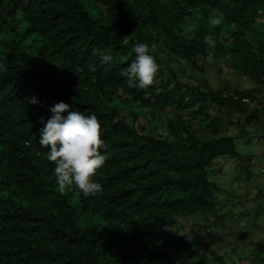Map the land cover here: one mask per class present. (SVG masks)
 Masks as SVG:
<instances>
[{
    "label": "trees",
    "instance_id": "obj_1",
    "mask_svg": "<svg viewBox=\"0 0 264 264\" xmlns=\"http://www.w3.org/2000/svg\"><path fill=\"white\" fill-rule=\"evenodd\" d=\"M96 1L0 0V65L5 66L0 70V264H54L69 257L63 233L82 258L70 257L69 264H229L212 253L198 256L194 240H186L176 226L182 214L217 209L209 168L212 159L230 151L229 140L198 139L188 126H177L175 140L167 142L144 123L146 135L139 136L122 117L119 103L155 105L166 123L169 113L205 108L213 101L245 106L234 97L241 92L204 91L185 82L187 74L178 67L201 68V57L230 52L237 64L264 80V42L258 54L259 43L254 50L234 38L241 15L225 0H210L224 19L215 14L221 23L208 22L206 28L204 21L189 25L187 0H173L167 21L159 20L161 0L98 1L107 14ZM102 20L136 25L141 36L136 43H147L160 65L152 86H127L120 73L135 58L133 46L98 27ZM224 28L232 34L222 41ZM207 35L215 40L214 48L204 43ZM101 52L113 59L101 63ZM177 56L186 64H178ZM143 92L149 93L144 101ZM33 96L38 103H28ZM61 101L72 110L95 113L100 121L106 162L94 177L102 185L94 196L84 197L74 188L60 193L55 165L46 158L49 149L39 143L52 116L49 108ZM146 115L156 117L153 111ZM180 167L204 170L186 179ZM162 234H167L165 244Z\"/></svg>",
    "mask_w": 264,
    "mask_h": 264
},
{
    "label": "crops",
    "instance_id": "obj_2",
    "mask_svg": "<svg viewBox=\"0 0 264 264\" xmlns=\"http://www.w3.org/2000/svg\"><path fill=\"white\" fill-rule=\"evenodd\" d=\"M261 12L264 16V8ZM261 24L264 28V17ZM237 59L230 52L207 55L199 59L201 68L178 71L186 72L185 82L204 91L227 89L264 97V80ZM205 104L199 112L188 111L189 133L205 140L226 138L232 148L212 159L209 168L217 209L193 217L197 228L190 234L181 229L180 235L194 240L198 256L212 253L229 264H264V110Z\"/></svg>",
    "mask_w": 264,
    "mask_h": 264
},
{
    "label": "clouds",
    "instance_id": "obj_3",
    "mask_svg": "<svg viewBox=\"0 0 264 264\" xmlns=\"http://www.w3.org/2000/svg\"><path fill=\"white\" fill-rule=\"evenodd\" d=\"M98 1L100 0L95 3ZM209 22L218 26L221 19L219 16H211ZM204 43L211 48L215 47V40L211 35L204 37ZM131 52L135 54V58L120 75L126 78L129 88L147 89L156 82L160 65L150 54L147 43H136ZM96 54L97 50L94 49L93 55ZM112 59L111 55L100 53L101 63L110 62ZM4 68V65H0V70ZM28 103L36 104L38 100L33 96ZM49 110L52 116L41 129L39 143L49 149L46 158L55 165L54 175L59 192L74 188L84 197L100 193L102 185L96 182L94 177L106 162V156L101 150L106 149L107 145L97 115L72 110L71 106L63 101L51 106Z\"/></svg>",
    "mask_w": 264,
    "mask_h": 264
},
{
    "label": "rangeland",
    "instance_id": "obj_4",
    "mask_svg": "<svg viewBox=\"0 0 264 264\" xmlns=\"http://www.w3.org/2000/svg\"><path fill=\"white\" fill-rule=\"evenodd\" d=\"M227 2V6H237L236 10H239V14L241 15V19L237 21L235 24V29H234V35L237 34L234 38H237V40L241 43V45H245L246 48H249L250 46L254 48V50L258 49L257 45L259 43V50L258 54H261V42H264V28L261 23H263V13L261 10L264 8V0H225ZM162 7L164 10V13H162V16H159V20H165L166 15L168 14L169 9L173 5V0H161ZM186 3L188 4V11L186 14L187 22L189 23L190 26L200 24L202 21L205 23V28L207 27V24L209 22L208 16H206L205 11H208L209 13L213 12L214 16L215 14L221 13L219 10L215 9V6L211 4L210 0H187ZM119 5V2H116L114 4V7H117ZM97 6L101 7L104 11V14H107V6L104 4L97 3ZM135 8H131V11H135ZM123 11V10H122ZM223 13V12H222ZM221 13V18H223ZM224 19V18H223ZM98 27H101L105 29L108 33L112 34L116 38L122 39L123 44H127L130 46H134L137 40L141 38L137 34L136 31V25L131 27L130 25H124V24H117V23H108V22H103L100 21L97 24ZM232 32L228 30L227 28H224L221 32L220 39L223 41L225 37H231ZM240 45V44H239ZM203 49V48H202ZM202 49L199 50V52L202 53ZM257 54V52H255ZM223 59V58H222ZM176 60L178 64H186V60H183L181 56H177ZM219 61L221 62V57L219 58ZM223 64V63H221ZM236 65V64H235ZM179 68V67H178ZM160 72V71H159ZM263 80V78H261ZM142 95L140 98L147 99L149 97L148 92H143L141 93ZM203 102L200 101L199 105ZM120 107L123 108V111L121 114H123L122 117H125V121L127 124L136 127L135 134L139 136H143L145 133L143 129L140 127L142 123L147 124L149 129L154 128L155 130V135H158V137L161 140H166L167 142L174 141L175 140V134L174 130L175 128L178 127H187V121L189 120V112H199L200 106H195L193 109H181L176 113H169L168 114V120L171 122L166 123L162 122V119L160 116V111L158 110L157 107L148 105L145 106V104L141 100H136L133 105H128L125 104L124 102L119 103ZM150 111H153L155 114V118H153L150 115H146ZM151 120V121H150ZM146 135V134H145ZM184 135H188L187 131L184 130ZM196 168V167H195ZM204 169H197L195 171H190L188 168L182 169L180 167L182 175L185 174V178L188 179L189 177H199L201 176L202 172ZM207 170V169H206ZM191 193V192H190ZM194 192L189 198H193ZM195 206V205H194ZM199 215H202V212H196L194 215L186 216L184 214L180 215L178 218L179 225L177 224L176 226H180L184 232H188L189 234L194 231L197 228V225H195V221L193 222V217H198ZM60 222V221H59ZM194 226V227H193ZM193 227V228H192ZM178 228V227H177ZM176 228V229H177ZM64 231L67 232L68 229L67 227H64ZM181 231V230H180ZM179 231V232H180ZM178 232V234H179ZM27 233H31L30 231ZM63 233V236L69 246V250L66 251V254L69 257H63L60 261L55 260L53 261L54 264H69L70 257H75L76 259H79L81 261V255L79 253V248L76 247L75 242H69V237ZM167 236V234H162L163 237V244H165L164 238ZM186 240H189L186 235ZM75 264V263H72Z\"/></svg>",
    "mask_w": 264,
    "mask_h": 264
},
{
    "label": "built area",
    "instance_id": "obj_5",
    "mask_svg": "<svg viewBox=\"0 0 264 264\" xmlns=\"http://www.w3.org/2000/svg\"><path fill=\"white\" fill-rule=\"evenodd\" d=\"M235 98H239L241 102H243L246 107L252 109L254 111H263L264 110V97H251L248 95H240L234 96Z\"/></svg>",
    "mask_w": 264,
    "mask_h": 264
}]
</instances>
